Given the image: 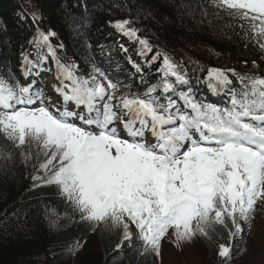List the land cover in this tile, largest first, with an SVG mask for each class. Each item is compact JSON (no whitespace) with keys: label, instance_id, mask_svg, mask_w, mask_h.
I'll list each match as a JSON object with an SVG mask.
<instances>
[{"label":"snow or ice","instance_id":"obj_1","mask_svg":"<svg viewBox=\"0 0 264 264\" xmlns=\"http://www.w3.org/2000/svg\"><path fill=\"white\" fill-rule=\"evenodd\" d=\"M27 7L20 15L34 31L18 67L0 71L3 174L19 165L32 189L51 193L39 207L50 229L62 209L114 238V252L127 246L151 264H164V242L198 241L221 264H239L240 242L264 216V0L199 6L202 24L215 22L222 39L251 52L227 66L202 67L187 45L110 18L130 42L115 49L132 69L125 79L119 60L81 59L38 5ZM201 81L226 101L202 95ZM82 247L83 237L68 252Z\"/></svg>","mask_w":264,"mask_h":264},{"label":"trees","instance_id":"obj_2","mask_svg":"<svg viewBox=\"0 0 264 264\" xmlns=\"http://www.w3.org/2000/svg\"><path fill=\"white\" fill-rule=\"evenodd\" d=\"M29 0H0V71L16 69L21 45L30 39L34 29L31 20L20 15ZM39 6L44 19L62 30L63 38L71 52L81 59L95 56L103 60L111 55L119 60L125 79L132 69L116 54L119 43L130 42L109 27L110 18H129L141 21L162 42L184 49L201 66H227L251 52H242L238 46L222 39L218 25L209 20L201 23L199 6L204 0H31ZM142 14V15H141ZM151 18H148V17ZM8 25L7 33L2 31ZM87 45V47H85ZM103 47L104 51L100 49ZM134 54L138 45H131ZM215 53H220L217 56ZM154 71V70H153ZM199 74V73H198ZM4 161L0 159V264H60L73 255L68 252L76 240L83 237L80 249L84 264H151L152 257L141 259L127 246L114 252V238L107 234L92 232L86 224L73 222L61 209L56 229H50L42 219L39 207L51 193L46 189L34 190L26 170L18 165L10 174L4 175ZM78 220V218H77ZM246 236V235H245ZM240 242V248L242 247ZM209 259L220 262L213 254Z\"/></svg>","mask_w":264,"mask_h":264},{"label":"rangeland","instance_id":"obj_3","mask_svg":"<svg viewBox=\"0 0 264 264\" xmlns=\"http://www.w3.org/2000/svg\"><path fill=\"white\" fill-rule=\"evenodd\" d=\"M241 253L236 257L239 264H264V216L257 214L255 221ZM164 264H214L208 260L211 250L202 241L195 244L176 248L174 245L163 243ZM61 264H84L80 253Z\"/></svg>","mask_w":264,"mask_h":264}]
</instances>
